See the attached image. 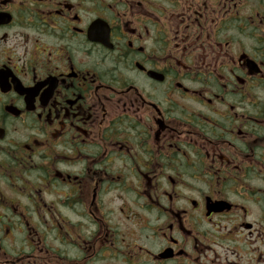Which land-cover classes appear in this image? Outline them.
<instances>
[{
  "label": "flooded vegetation",
  "instance_id": "af4514ba",
  "mask_svg": "<svg viewBox=\"0 0 264 264\" xmlns=\"http://www.w3.org/2000/svg\"><path fill=\"white\" fill-rule=\"evenodd\" d=\"M0 264H264V0H0Z\"/></svg>",
  "mask_w": 264,
  "mask_h": 264
}]
</instances>
